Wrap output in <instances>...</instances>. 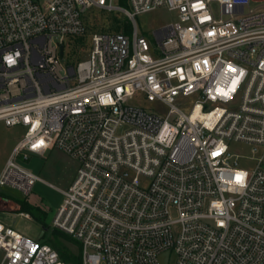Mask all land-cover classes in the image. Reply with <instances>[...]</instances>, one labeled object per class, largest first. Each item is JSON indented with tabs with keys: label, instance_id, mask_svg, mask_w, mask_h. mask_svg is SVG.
<instances>
[{
	"label": "built area",
	"instance_id": "2783aa9c",
	"mask_svg": "<svg viewBox=\"0 0 264 264\" xmlns=\"http://www.w3.org/2000/svg\"><path fill=\"white\" fill-rule=\"evenodd\" d=\"M114 1L0 0V122L24 129L0 189L28 196L43 180L24 162L55 148L78 167L52 226L81 264H264V0ZM158 9L176 19L149 41L135 16ZM92 11L131 37L95 32L62 65ZM0 264L66 263L0 222Z\"/></svg>",
	"mask_w": 264,
	"mask_h": 264
},
{
	"label": "rangeland",
	"instance_id": "374dc122",
	"mask_svg": "<svg viewBox=\"0 0 264 264\" xmlns=\"http://www.w3.org/2000/svg\"><path fill=\"white\" fill-rule=\"evenodd\" d=\"M114 3L124 9L130 10L126 0H115ZM254 5L252 4V7ZM176 19L174 13L166 9H158L150 13L135 16L138 34L149 41H153V32L161 26L173 22ZM86 32L82 37L68 38L64 44V52L61 57L62 65H75L78 61L85 60L91 46V35L98 33H123L131 37L132 24L123 14H107L105 12L92 11L85 19ZM136 105H140L149 112L164 116L167 108L160 102L148 103L140 97L132 99ZM192 104L190 100V105ZM24 129L21 127L8 128L0 122V174L14 145L21 139ZM231 151L235 154L249 156V148L239 143L231 144ZM247 162L243 161V166ZM24 166L39 176L43 182H36L32 192L23 196L15 190L0 189L2 203L8 202L9 213H0V222L39 243L48 244L55 238L62 246H65L74 255L77 254L80 244L70 238H61L54 233L52 221L62 202L59 189H66L72 182L78 162L58 149H50L43 156L32 155L24 162ZM51 185L52 187H50ZM1 203V205H2ZM24 205L29 214L38 220L20 214V206ZM12 207V209H11ZM49 245V244H48Z\"/></svg>",
	"mask_w": 264,
	"mask_h": 264
},
{
	"label": "trees",
	"instance_id": "16d2710c",
	"mask_svg": "<svg viewBox=\"0 0 264 264\" xmlns=\"http://www.w3.org/2000/svg\"><path fill=\"white\" fill-rule=\"evenodd\" d=\"M126 31L123 30V33H125ZM20 206V213H25L30 215L33 219L38 220L34 215L29 214V212L26 210L24 205H19ZM54 233H56V235L58 237H63V238H70L68 236H66L65 234L54 230ZM70 240H72V238H70ZM49 246L54 249L57 253L59 258L65 262L66 264H81V257H80V249L78 248V252L76 255H74L72 252H70L68 249H66L65 246H62L57 240H55L54 237H52V239H50L48 241Z\"/></svg>",
	"mask_w": 264,
	"mask_h": 264
},
{
	"label": "crops",
	"instance_id": "0c3cea01",
	"mask_svg": "<svg viewBox=\"0 0 264 264\" xmlns=\"http://www.w3.org/2000/svg\"><path fill=\"white\" fill-rule=\"evenodd\" d=\"M3 205L5 206L6 213H9L10 211H12V210L9 209L8 202L7 201ZM11 209H12V207H11ZM20 214L26 215V217H28V218L30 217L28 214H25V213H20Z\"/></svg>",
	"mask_w": 264,
	"mask_h": 264
},
{
	"label": "water",
	"instance_id": "95a60500",
	"mask_svg": "<svg viewBox=\"0 0 264 264\" xmlns=\"http://www.w3.org/2000/svg\"><path fill=\"white\" fill-rule=\"evenodd\" d=\"M62 54V47L60 48V55Z\"/></svg>",
	"mask_w": 264,
	"mask_h": 264
}]
</instances>
